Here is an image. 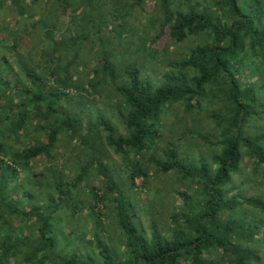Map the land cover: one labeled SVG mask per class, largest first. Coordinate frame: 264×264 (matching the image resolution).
I'll use <instances>...</instances> for the list:
<instances>
[{
    "label": "trees",
    "instance_id": "16d2710c",
    "mask_svg": "<svg viewBox=\"0 0 264 264\" xmlns=\"http://www.w3.org/2000/svg\"><path fill=\"white\" fill-rule=\"evenodd\" d=\"M0 264H264V0H0Z\"/></svg>",
    "mask_w": 264,
    "mask_h": 264
}]
</instances>
